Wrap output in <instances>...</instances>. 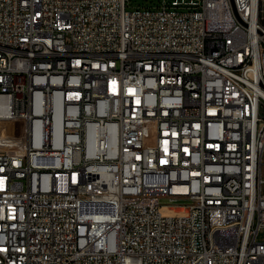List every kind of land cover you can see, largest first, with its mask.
Instances as JSON below:
<instances>
[{"label": "built area", "instance_id": "built-area-1", "mask_svg": "<svg viewBox=\"0 0 264 264\" xmlns=\"http://www.w3.org/2000/svg\"><path fill=\"white\" fill-rule=\"evenodd\" d=\"M263 229L264 0H0V264H264Z\"/></svg>", "mask_w": 264, "mask_h": 264}, {"label": "rangeland", "instance_id": "rangeland-1", "mask_svg": "<svg viewBox=\"0 0 264 264\" xmlns=\"http://www.w3.org/2000/svg\"><path fill=\"white\" fill-rule=\"evenodd\" d=\"M133 2H135V0H132ZM136 1H139V0H136ZM183 203H187L188 201H181ZM260 238H264V229L261 231L260 235H259Z\"/></svg>", "mask_w": 264, "mask_h": 264}]
</instances>
